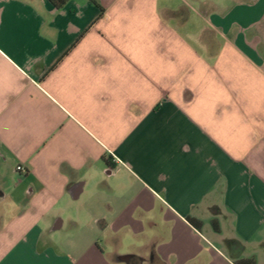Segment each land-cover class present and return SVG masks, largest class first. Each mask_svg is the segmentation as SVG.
<instances>
[{"label": "crops", "instance_id": "obj_1", "mask_svg": "<svg viewBox=\"0 0 264 264\" xmlns=\"http://www.w3.org/2000/svg\"><path fill=\"white\" fill-rule=\"evenodd\" d=\"M0 264H264V0H0Z\"/></svg>", "mask_w": 264, "mask_h": 264}, {"label": "trees", "instance_id": "obj_2", "mask_svg": "<svg viewBox=\"0 0 264 264\" xmlns=\"http://www.w3.org/2000/svg\"><path fill=\"white\" fill-rule=\"evenodd\" d=\"M55 6H57V7H59V6H61L64 2H65V0H50ZM191 224H193V225H197V220H195L194 218H192V217H187L186 218ZM251 262H253V261H251Z\"/></svg>", "mask_w": 264, "mask_h": 264}, {"label": "built area", "instance_id": "obj_3", "mask_svg": "<svg viewBox=\"0 0 264 264\" xmlns=\"http://www.w3.org/2000/svg\"><path fill=\"white\" fill-rule=\"evenodd\" d=\"M16 170H20V169H22V166L20 165V164H18V165H16Z\"/></svg>", "mask_w": 264, "mask_h": 264}]
</instances>
